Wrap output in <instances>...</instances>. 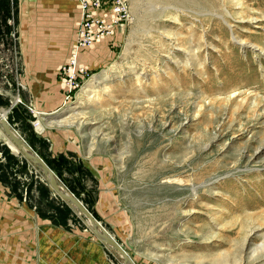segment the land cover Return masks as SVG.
<instances>
[{"label":"rangeland","instance_id":"374dc122","mask_svg":"<svg viewBox=\"0 0 264 264\" xmlns=\"http://www.w3.org/2000/svg\"><path fill=\"white\" fill-rule=\"evenodd\" d=\"M15 2L0 0V110L100 228L135 264H264V0H127L95 41L105 59L72 77L65 61L50 86L19 65ZM46 184L0 133L23 264H124Z\"/></svg>","mask_w":264,"mask_h":264},{"label":"crops","instance_id":"0c3cea01","mask_svg":"<svg viewBox=\"0 0 264 264\" xmlns=\"http://www.w3.org/2000/svg\"><path fill=\"white\" fill-rule=\"evenodd\" d=\"M15 3L13 31L16 35L19 65L26 68L31 77L30 82L50 86L54 82L55 68L66 61L75 40L80 16L77 1L16 0ZM106 45L107 40L102 39L93 46L79 48L77 62L83 67H89L98 60H104ZM0 199V264H23L22 227L25 215H29L25 214L24 206H18L14 202L16 206L13 208L12 203H5L10 199ZM8 225L12 226L11 231L7 230ZM35 226L37 225L34 224ZM39 230L42 233V229ZM18 240L21 243L20 251L16 250ZM10 245L11 254L8 253ZM56 253L59 255V252ZM61 255L62 252L59 256ZM63 261L62 264H68Z\"/></svg>","mask_w":264,"mask_h":264},{"label":"built area","instance_id":"2783aa9c","mask_svg":"<svg viewBox=\"0 0 264 264\" xmlns=\"http://www.w3.org/2000/svg\"><path fill=\"white\" fill-rule=\"evenodd\" d=\"M76 1L80 11V20L69 56L60 67L61 71L64 74L68 73L70 77L85 72V69L76 63L77 50L110 34L113 28L127 22L129 17L126 6L127 0ZM74 86L80 87L81 84L78 85L75 82Z\"/></svg>","mask_w":264,"mask_h":264},{"label":"water","instance_id":"95a60500","mask_svg":"<svg viewBox=\"0 0 264 264\" xmlns=\"http://www.w3.org/2000/svg\"><path fill=\"white\" fill-rule=\"evenodd\" d=\"M11 107V106H10ZM0 127L5 136L9 139L12 145H14L19 152L20 157L29 162L41 175L46 187L53 191L54 194L74 213L79 215L82 220L87 223L88 228L92 232L93 236L97 239L99 243L103 246H107L124 261V264H134L128 254L125 251V245L117 242L114 238L104 233L100 227L97 219L92 215V213L83 205V203L77 199L74 195H69L62 193L55 182V174L47 166L41 157H39L31 147L19 136H17L13 130H11L7 123H5V118L1 116L0 112Z\"/></svg>","mask_w":264,"mask_h":264},{"label":"bare ground","instance_id":"6f19581e","mask_svg":"<svg viewBox=\"0 0 264 264\" xmlns=\"http://www.w3.org/2000/svg\"><path fill=\"white\" fill-rule=\"evenodd\" d=\"M96 40H99V39H96ZM95 40V41H96ZM95 41H93V42H95ZM93 44V43H92ZM95 77V76H94ZM92 83H93V80H90V81H87L85 84H84V86L82 87V89H81V91L82 92H86V90L87 89H89L90 88V86L92 85ZM0 112H1V116L3 117V118H5V110H0ZM5 123H7L6 122V120H5ZM7 125H8V127L11 129V130H13L14 131V133L17 135V136H19V137H21L8 123H7ZM0 133L3 135V137L5 138V141L10 145V147L12 148V150H13V152L16 154V155H20L19 154V152H17V149H16V147L14 146V145H12L11 144V142L9 141V139L5 136V134L3 133V131L1 130V127H0ZM22 138V137H21ZM55 182H56V184H57V187L59 188V190L62 192V193H65V194H69V195H71V193L60 183V181L57 179V178H55ZM98 221V220H97ZM98 223H99V221H98ZM87 224V223H86ZM88 226V225H87ZM50 227V226H49ZM99 227H100V223H99ZM101 229V228H100ZM104 233H105V231L103 230V229H101ZM111 249V248H110ZM125 251H126V248H125ZM126 253H127V251H126ZM128 254V253H127ZM128 256L130 257V259H131V261L135 264V262L133 261V259L131 258V256L128 254Z\"/></svg>","mask_w":264,"mask_h":264}]
</instances>
